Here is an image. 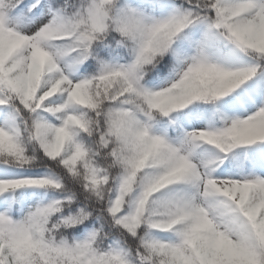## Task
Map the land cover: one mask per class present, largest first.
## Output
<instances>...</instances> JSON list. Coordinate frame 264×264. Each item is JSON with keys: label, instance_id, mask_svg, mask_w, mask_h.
I'll return each mask as SVG.
<instances>
[{"label": "snow or ice", "instance_id": "obj_1", "mask_svg": "<svg viewBox=\"0 0 264 264\" xmlns=\"http://www.w3.org/2000/svg\"><path fill=\"white\" fill-rule=\"evenodd\" d=\"M0 264H264V0H0Z\"/></svg>", "mask_w": 264, "mask_h": 264}]
</instances>
